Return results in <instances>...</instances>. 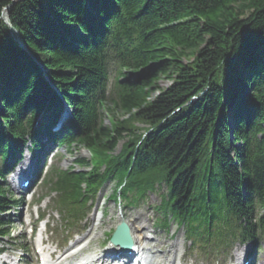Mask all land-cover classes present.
<instances>
[{"label": "trees", "instance_id": "16d2710c", "mask_svg": "<svg viewBox=\"0 0 264 264\" xmlns=\"http://www.w3.org/2000/svg\"><path fill=\"white\" fill-rule=\"evenodd\" d=\"M7 8L21 44L2 19ZM111 56L123 69L149 67L124 73L123 86H115V112H137L124 122L113 121L114 136L99 126L103 97L91 98ZM161 77L172 83L147 102ZM48 79L78 110L82 137L69 141L68 148L81 144L100 167L117 170L125 160L110 155L119 141L129 138L126 150L143 138L138 156L146 153V163L126 178L124 198L137 201L157 184L173 185L174 207L184 205L201 224L204 216L195 211L207 195L194 188L204 174L212 192L204 191H222L234 216L241 218L254 195L264 209V0H0V138L6 139L2 127L8 124L16 138L22 137L24 115H35L46 101L60 107ZM241 92L250 100L245 102ZM230 116L236 122L234 146ZM144 130L152 133L138 135ZM8 148L0 144V153ZM77 164L86 167V160ZM127 170L119 168L125 176ZM49 182L67 191V203L82 196L84 183L91 192L98 189L85 173L53 172ZM4 205L0 191V210ZM255 228L264 232V217L248 227Z\"/></svg>", "mask_w": 264, "mask_h": 264}, {"label": "rangeland", "instance_id": "374dc122", "mask_svg": "<svg viewBox=\"0 0 264 264\" xmlns=\"http://www.w3.org/2000/svg\"><path fill=\"white\" fill-rule=\"evenodd\" d=\"M85 2V0H84ZM4 12H8V8L5 9ZM4 19V18H3ZM11 32V31H10ZM12 35V34H11ZM187 62V61H185ZM184 62V63H185ZM111 79L114 76V69H112V71L110 70L109 72ZM172 83V81L170 79H167V77H161L157 80L155 86H153V88H151L148 91V96H147V102H152L157 98L161 92L163 90H165L170 84ZM240 94H242V96H245L246 93L241 92ZM0 110H4L3 105H0ZM133 112H135V110L131 111L128 114L122 115L121 113H115L114 117L116 119H118L119 121H124V119L128 118ZM113 115V112L111 113H105V123L107 125H109V119L111 118V116ZM123 116V117H122ZM30 144L28 143L26 145V147L24 148V152L22 154L23 158H27V156L25 155L27 152V149L30 148ZM60 158H59V162H58V166L61 169H68L71 166H73V161L75 159L84 157V158H89V154L88 152L82 150L80 153L76 151V153L74 152L72 155L69 154L65 148H60ZM115 189L114 184H110L107 188V192L104 193L101 197H100V201L97 203V211L99 212L94 219L96 218H100L101 217V212L105 211L107 216H105V219L103 220L106 224L105 227L102 228L99 231H96V228H93L94 225V221L92 220L93 218H90L89 220V228L87 229V231L81 236L83 237L84 235L90 233L91 231H93V235H96L98 237V240H96V242L92 243V248L98 247L100 243L105 242V239L107 238V236L115 229V227L121 223V221L123 220V216H124V220H126V222H131L133 219H139L141 220L140 223H138L136 225V229L137 232L134 230L135 232V237H139V235H144V233L142 232V228H145L148 232H147V240H151L152 243L154 245H157V248H165L167 247V245H176L177 246V253L174 257V259H176V264L180 263V259H187V254H188V245L184 244V240H185V233L183 230H178L177 226L171 221L170 224V228L168 230H161L155 227V223H156V219L158 218L157 213L154 210V207L156 205L159 204V202L161 201V199L158 197V195H151V196H147L148 198L146 199L145 203H143L142 205H140L137 208H127L125 207L124 203H116L113 201H107V197L109 195H111V193L113 192V190ZM161 193H167L166 190H164ZM38 194H41V190L39 189ZM37 198V197H36ZM16 214L11 211L10 216L12 217V219L14 220L12 223V226H14V228H12V232L13 235L12 236H17L19 235L22 231H25L23 228L20 227V221L18 218H14ZM17 215H19V212L17 213ZM57 218L59 219L60 223H62L60 216L57 215ZM91 230V231H90ZM70 233H65L64 236L66 239L68 237H66V234H73L74 232H79V228H72L70 229ZM90 231V232H89ZM172 239V241H170ZM169 240V243L168 241ZM28 241L26 239V236H22L21 238V243L26 244ZM160 242H166V243H161L158 244ZM19 243V242H18ZM19 243V244H21ZM246 245V246H244ZM248 248L251 253L253 252V250H256L257 248L260 249L256 251V253H259L258 255H256V259H255V264H262V262H264V241L261 240V243L257 244L256 247H254L252 244H243L241 243V241H237L233 244L232 246V250L230 251L229 256H225L221 253V256L218 255H213L210 258H205L204 256L200 255V261H198L197 264H236L237 261V256L236 253H240L241 251L244 252V249ZM156 251V249L154 250ZM183 260V261H184ZM195 261V257H189L186 261L187 264H192V262Z\"/></svg>", "mask_w": 264, "mask_h": 264}, {"label": "bare ground", "instance_id": "6f19581e", "mask_svg": "<svg viewBox=\"0 0 264 264\" xmlns=\"http://www.w3.org/2000/svg\"><path fill=\"white\" fill-rule=\"evenodd\" d=\"M109 1H111V0H109ZM98 8L100 7V3L98 2V6H97ZM75 6H69L68 7V9L71 11V10H73L74 12H75ZM64 10H68L67 9V7H65V8H63ZM69 10H68V12H69ZM101 10H99L98 12H97V14H103V13H101L100 12ZM97 14H95V16L96 17H99V15H97ZM115 23V22H114ZM113 23V24H114ZM103 44V43H102ZM75 46H79V44H76ZM85 59V58H84ZM86 62L87 63H90L88 60H86ZM154 99H156V98H154ZM243 99H245V102H247L248 100H250V97L249 96H247V95H245V96H243ZM248 110H250V109H248ZM135 112H137V111H135ZM134 112V113H135ZM2 117H3V114H2ZM67 119H69V113H66V114H64L63 116H62V119H61V121H60V126H63L64 125V123L67 121ZM44 120H45V117L44 118H42L41 119V122H42V124H43V122H44ZM109 123H112V121H109ZM133 125L134 126H136V123H133ZM115 126V125H114ZM2 130L6 133V139H4V138H0V144H5V143H7V144H10V137H9V134H8V128L7 127H2ZM70 131L72 132L73 130H71L70 129ZM127 133L126 132H122V135L123 136H125ZM14 142H16V141H14ZM29 152V151H28ZM29 154H31L30 152H29ZM18 165H20V167L22 168V171L20 172V178H18L17 179V181H20L21 179H28L30 176H31V171H32V169L34 168V162H33V158L32 157H29V159L26 161V159H24L23 157H20V162L18 163ZM17 165V166H18ZM17 181H16V183H17ZM12 184V186L13 187H15L16 188V184L15 183H11ZM21 190L22 191H25L23 188H21ZM105 218H103V220H104ZM123 221H125V220H123ZM141 222V220H139V219H133L131 222H125L126 224H127V226L129 227V229H130V232H131V236H132V239H133V242H134V244H137V242H138V240H139V238H140V240L141 241H144V240H147L146 239V235L144 236V235H140L139 236V238H136L135 236H134V232H133V230H135V231H137V229L136 228H132V227H135L138 223H140ZM104 225V224H103ZM90 234H93V231H91L89 234H88V236L90 235ZM87 236V237H88ZM143 236V237H142ZM87 237H86V240L88 241V243L89 244H91V243H93V242H96V240H98V237L96 236V235H94L93 237H91V238H88L87 239ZM136 238V239H135ZM39 242H41V240L39 241ZM44 242V241H43ZM142 244V243H141ZM79 246V245H78ZM102 248V247H101ZM146 250H149V249H153L151 246H146V248H145ZM176 250V248H173V250ZM111 249H107V250H103L105 253L106 252H108V251H110ZM47 251V252H46ZM43 252H44V254H47V255H49V256H52V252L50 251V249H48V248H44L43 249ZM110 253H113L112 251L111 252H108V254H110ZM110 257L111 258H113V259H117L116 257H115V255L114 254H110ZM45 260H48V258L47 257H45L44 258ZM99 259H101V260H103L102 259V256H101V254L100 253H96V256H95V258L93 259V260H91V261H86V262H84V263H81V264H90V263H92V262H98L99 261ZM3 261H5L4 259H1L0 260V262H3ZM49 261V260H48ZM48 261H46L47 262V264H49L48 263ZM63 261H66V258H64L63 259ZM146 262H148V264H156L155 263V261H153L152 259H148V261H147V259H146ZM63 264H67V263H63ZM249 264H251V263H249Z\"/></svg>", "mask_w": 264, "mask_h": 264}, {"label": "water", "instance_id": "95a60500", "mask_svg": "<svg viewBox=\"0 0 264 264\" xmlns=\"http://www.w3.org/2000/svg\"><path fill=\"white\" fill-rule=\"evenodd\" d=\"M124 228H125V234H123L124 233V231H121V232H119V234H116V238H122V239H124V240H126V241H129V243H131V240H130V236H129V232H128V229L124 226ZM122 235H124L125 237H122Z\"/></svg>", "mask_w": 264, "mask_h": 264}]
</instances>
